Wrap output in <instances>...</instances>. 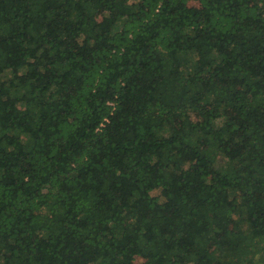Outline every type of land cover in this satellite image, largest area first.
<instances>
[{
    "label": "trees",
    "instance_id": "1",
    "mask_svg": "<svg viewBox=\"0 0 264 264\" xmlns=\"http://www.w3.org/2000/svg\"><path fill=\"white\" fill-rule=\"evenodd\" d=\"M190 1L0 0V264H264V0Z\"/></svg>",
    "mask_w": 264,
    "mask_h": 264
},
{
    "label": "rangeland",
    "instance_id": "2",
    "mask_svg": "<svg viewBox=\"0 0 264 264\" xmlns=\"http://www.w3.org/2000/svg\"><path fill=\"white\" fill-rule=\"evenodd\" d=\"M190 4L193 6H203L206 5V0H191ZM99 18L101 19V16H99ZM154 194H157V191L154 192ZM244 215V208H240L235 212L234 218H233V227H239L241 228V224H240V219L241 217ZM144 257L138 256L136 257V264H141L144 261ZM257 264V263H256Z\"/></svg>",
    "mask_w": 264,
    "mask_h": 264
}]
</instances>
